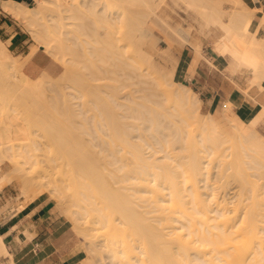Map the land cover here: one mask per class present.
I'll return each instance as SVG.
<instances>
[{
  "label": "bare ground",
  "instance_id": "bare-ground-1",
  "mask_svg": "<svg viewBox=\"0 0 264 264\" xmlns=\"http://www.w3.org/2000/svg\"><path fill=\"white\" fill-rule=\"evenodd\" d=\"M28 1L29 0H23V1L6 0V1H1L0 6H1L2 10L5 13H7L12 19L18 21L19 23L23 24V26H25V29L27 30V32L37 42V46L41 47L43 49V51L46 52L48 55L54 57L55 59H57L63 63L65 72H63L64 74L61 73L63 75H61L58 78L59 80L58 79L56 80V83L58 82L57 84L55 82H53L54 80L52 78L50 79V77L45 73H42L36 79L32 80L22 73V71H21V67H22L21 62L22 61H20L19 58H13L10 55L7 48L5 47V45L3 44V42L0 40V86L2 87L0 89L4 88L5 83L7 85V88L12 87V86L15 87V89H16L15 92L17 93L18 96L19 95H23V96L25 95L27 97V99H29L32 104L36 105V106H33L34 108H32L31 110H37L39 112L41 111L40 113H42L44 111L53 110L55 112L56 116H59L62 118L64 117L65 119H67L66 117L69 118V116L71 114V116L73 118L74 116L81 115V113H80L81 111L77 112L79 108L74 109L75 107L74 108L72 107L74 109L73 112L71 113L69 111L68 112L64 111L66 113H70L68 115H64V113L60 112V110L63 107L58 109V108H56V106H54V104L51 103L52 100H50L51 102H49V100L47 99L48 96L51 98L52 94L47 95V98H46V94L48 93V90H50L49 93H52L51 90H54L56 88H59L60 90L63 89V87H64L63 85H66L63 81H65L66 78L68 79V77H67L68 75L67 76L65 75L66 71H67V73H68V71L69 72L71 70L74 71L75 69H77L75 71H78V72L82 71L84 74H87V78L89 79L88 81L92 82V83L90 82L91 83L90 85L91 86L93 85V87H92L93 91H97L96 96L94 94V96H95L94 99L98 96L99 98L98 99L96 98V102L101 101L99 104H101L100 106H101L102 111H99L100 117L98 116L99 120L97 119L98 124H96V125H98V127L101 126L100 129L103 127L106 128L108 131L109 137H110V140L106 139L107 134L105 135L106 136L105 139H103L102 137L101 138L99 137L102 145H104V143L107 144L105 147H102L100 144V149L99 150L97 149L98 152H101L102 154L105 152V154L102 156H99L100 155L99 154V155H96L94 157L93 153H95V151H93L92 149H91V151H88V150H90V148H88L86 150V152L87 151L89 152L88 153L89 156H87L86 152H85L86 155L84 153H81L84 156H79L81 154H79L77 156L68 154V156H64V158L60 157L62 159V160L61 159L60 160L63 163L61 161H58L55 159L57 162H60V164L61 163H62V165L64 164V168L66 166L65 164H67V166H69L68 168L71 169V171H69V174L71 173L74 176V175H76L75 171L77 170L76 172H77V174H79V177H82L86 182V183H84V182L83 183L86 184L87 187H86V185H84V184L83 185L85 187L84 189L87 188V190L82 192L79 189H76V190L80 191L77 193V191H75V186H74V184H76V182L74 180L77 179L76 178L77 176L76 177L74 176L76 178L74 180H73V178H74L73 176L71 177V175H69L70 178L68 176V178L70 180L72 178V181H70L71 183H73V181H74V184H73L74 188H73L72 192H76V194H77V195H75L76 199L74 198L75 196L73 197V194H71L72 196L69 195L71 198L73 197L75 199V201H77V202L74 201V203H72V205L70 204L74 208V210H71L72 214H73V212H74V214H76L79 210V212H81L80 215L84 214V216L87 217L85 219V221L87 220L88 224L86 223L85 229L87 228L88 225L92 229H90L88 227V229H86V231L87 230H96V231L103 230V243L102 244L101 243L93 244L94 241L92 240L93 241L92 242L90 238L93 236L92 234H94V233H92L93 231H89L92 233L91 234L92 236L91 237L87 236V240H88L87 244L90 245V246H88V248L89 249L91 248L90 250L89 249L88 250L90 252L92 250V252H93L95 249L94 252H96V248H98V246L96 247V245L97 244L103 245V246H101V249L105 248L104 252L106 254L108 253L107 255H109V256L106 255V258H105V259L108 258V261H106L108 264H165V263H162L163 260H165L163 262H166V264H193L192 261L189 262L190 258H188L189 257L188 251H190V249H191L190 252H192V250L195 249V246L197 245V244L196 245L194 244V243H196L195 241H197V239H194V237L199 238V241H200L201 240L200 237H201V234L203 232H205V233H203L205 235L208 234L207 232L209 230H206L207 232L203 231V226H205L204 224H206L207 221L212 220V218L209 217V214H211L212 212H213V214L214 213L216 214V211L217 212L219 211L216 209L217 207L214 210L211 208L212 206L210 207V204H207V202L210 203V201L213 199V198H211L212 195L210 197V194L205 189L203 195L206 194L205 192H207V194L205 196L206 198L204 199L203 197H200V196H202V194L199 193V191L197 190L198 186L196 187V185H197L196 181L201 177L199 175H203L202 174L203 172L202 173L200 172L202 170L203 161H202V163L199 162V159L201 161L203 159V156H202V158L199 157L200 152H197V151H200L201 149H199V150L195 149V146H193V144L190 141V143L188 142L189 144L186 143L184 146L185 150H187V154L184 157L181 155L178 156V154H180V153L176 154V152H177L176 150H175L176 152L174 154L173 153L174 149H177V147L173 148V146H175V143H178V144L179 143L181 144L183 142L185 143V141L183 139H185L187 142L186 136H185V138H183V136L186 133L182 132L183 130H181L180 127L177 128L178 126L177 127L175 126L174 131H172V127H170L171 131H170V129L166 131L167 121H165V120L168 118L167 117L168 115H162V116H166L167 118L164 117L165 120H163L164 118L161 119V117H160L161 114L155 113L156 110L154 111V108H151L150 105H149L150 108L147 107L148 105L143 104L144 101L139 102V100H141V99H145L147 101L151 100V99H149L150 96L151 97L153 96V98L155 100L156 98H160V96L162 95L161 96L162 101L159 102L160 105L164 101L163 99H168V101L170 100L171 104L174 102V106H175V107H173V109L175 110L174 112H179L178 113L179 115L181 114L180 117L182 119L179 118V120L180 121L182 120L183 123L185 122L184 124H186V122H188V123L194 122L192 124H195V126L198 127V129L201 127L199 133H201L202 135L205 133V136L203 135V137H206L207 140H209L210 142L211 141L213 142V143H211V145L213 144L212 147H214V148L217 147V148H215L216 151L217 150H220V151L223 150L222 148H223V144L226 142V139H225L226 136H223L217 122L215 121V119L211 115L206 114L207 115V116L205 115L206 117H204V116H203L204 118L202 117V114L200 112L201 101L197 97V94H195L186 85L181 84V83H176L173 80L174 70H175L177 63L173 62L170 65V67L169 66L167 67V65L165 67H164V65L161 66V64L159 65L157 63L158 60L156 61V59H155L158 56L156 57L155 56L156 54H155L152 57V55L148 52L147 48L144 47V44H145L144 42L146 41V39H145L146 35L144 36V34H147L146 31L144 34L142 33L140 35V36L143 35V37H140V36H138V38L136 36L132 37V38H134V40H132L131 42L129 41V42L134 44V46H135L134 52L136 53L137 56L145 59L150 70H152L153 73L148 71L149 68L148 69L145 68L143 70L140 66L136 65V63L134 61H132L134 59V57L130 58L131 56L128 57V55L127 56H124L125 54L123 55V52L125 51L124 49L126 46L122 44L123 42L120 43V41H121V40H119L120 38L118 40H116V43L109 45V47L111 46L113 48L112 51H110V49H108V48L105 49L104 47H103L104 49L102 48L103 50L102 49L100 50V48H101V45H100V47H98L99 49H97V47H96V48H93L91 50L89 49V50L79 52L78 50H76L72 46L71 41H70L72 39L69 38L70 43H67L68 38L65 37V35H67V34L69 35V36L67 35L68 37H72V34L74 35V33H72V34L69 33L70 29L72 30L70 32H76V31H73V29L74 30L76 29V30H79L82 32L83 26H86L82 22L84 18H86V20L88 22H89V20L87 18H89L90 20H93L91 22L92 24H93V22L97 23L100 21L105 22V24H106V22H109V20H110V21L117 22V23L123 22L121 24V25H123L129 21V23L132 24V26L129 25V27L132 28V30H133V31H131V30L130 31L134 34V32L137 31V28L140 29V28H143L145 26L146 21L149 18V15H148L149 11H147L148 13L144 12L143 11L144 8L147 7L148 9H150L152 11L151 5L152 4L154 5V3H158L159 1L163 2V0H80L79 4H78V2H76L74 4V7L78 6L77 8H71V6L73 4L71 5L70 3H66L67 2L66 0H32L35 3V5L32 7L27 5ZM170 1L173 5L178 6V7H180V5L182 4L185 8L187 18H189L195 24V31L197 33L196 36H197L198 41L195 44V47L194 46L193 47L195 48V54L197 56V60H198V57L200 56L199 48H200L202 39H205L211 43L217 42L220 45H224L228 42L229 45H231L233 50L229 51L226 49L224 54L222 53L223 57H224L223 64L226 66L227 70H230L229 72L233 73L235 71V69H238L242 66H245L251 74V78H250L251 82L249 81L250 83H252L251 85H256L257 87L261 88L260 82L262 79H264V37H257L255 33H256L257 28L260 27L259 25L264 24V11H262L260 9L261 7L258 8L256 6H254L255 5L254 3H256L254 1H257V0H254V1L245 0L246 4H244V0H227V2H230L231 4L233 3V5H234L233 8H231L232 11H230V12H226L224 10V8L223 9L221 8L223 0H170ZM72 3H74V2H72ZM67 4H69L70 7ZM76 4H78V5H76ZM153 5H152V7H153ZM139 6H140V8H141V6H143L144 7L143 10H137V7H139ZM156 7H157V5H156ZM152 14H153V12H152ZM257 14H260V17L256 21L257 23L255 25V29L251 33L249 39L245 42L244 36L247 33L248 28H250L249 26L251 25L252 21L255 19V16ZM97 25H98V23L96 24V26ZM140 30L143 31V29H140ZM95 33L96 32L94 31V34ZM70 34H71V36H70ZM105 35H107V33ZM105 35H102V36H105ZM96 36H97V38L99 37L98 34ZM74 38H76L75 35H74ZM101 39L102 38H100V41H101ZM142 39H145V40H142ZM104 41L102 43L105 45L106 42H104ZM152 41H149V42H152ZM185 41H186V39H185ZM93 42H95V41H93ZM96 42H97V40H96ZM98 43H96V44L99 45ZM118 43H120V44H118ZM90 44H91V42H90ZM121 44H122V46H121ZM133 44H131V45H133ZM88 46H90V45L88 44ZM88 46H85L84 48H86ZM88 48H90V47H88ZM35 50H36V47L32 48L30 55ZM111 53L114 55L113 57H112ZM161 53H163L164 55H161L158 58L162 59L163 62L165 60L166 62H164V63H168L167 60H169V63H171L170 60L172 61V58L169 55H167L168 51L165 52V50H163L159 54H161ZM125 57L126 58L128 57L132 60H130V62H129L128 61L129 59H125ZM28 58H29V55H28ZM117 58H120V61H117V60H119ZM24 59H27V57ZM114 59H117V60L111 61ZM121 61L124 64L123 67L120 65L122 63H120L118 65V62H121ZM114 62H117V63L114 64ZM105 64H107L109 66V68L105 67V69H104L103 65H105ZM194 64L196 65V62H194V63L191 62V65L190 64H189L190 66L188 65L189 71H193V67H195ZM101 65L103 68L101 67ZM120 69H121V71H120ZM145 70L147 71V73ZM151 73H152V75L156 74L157 77L151 76ZM146 74H149L151 76V77H149L151 81L154 79V81H152V82H155V84L157 86L156 87L157 89L155 91L158 90L157 92H154V90H153V91L149 92V94H148L147 92L151 89L149 87V90L146 92L147 95H144L143 93L146 91V87H145V89L138 90L140 87L139 84L140 85L143 84L144 86H145V84H147V81L149 79L146 81V79H147ZM162 76L166 78L167 85H168L167 88H166V86H164L162 84V81H161ZM70 77H71V74H70ZM145 77H146V79H144ZM72 78H74V77H72ZM135 79H137L136 83H134ZM130 80H132L133 82H131ZM127 81H130V82L127 83ZM81 84H79V85H81ZM84 84L85 83H83V87H84ZM134 84H135V86H136V84H138L137 86H139V87L137 89V87L133 86L134 88H133V90H131L132 91L131 92L130 90H128L127 87L134 85ZM151 84H153V83H151ZM155 84H153V85L155 86ZM53 85H55L54 89H51L50 86L52 87ZM56 85H58V86H56ZM59 85L62 88L59 87ZM67 86H65L63 90H65L66 87H67L66 88L67 90H68V88L70 90V86L69 85H67ZM89 86H88V88H89ZM46 88H47V90H45ZM94 88H96V89H94ZM140 88H143V87H140ZM124 89H126L127 92ZM129 89H132V86H131V88L129 87ZM147 89H148V87H147ZM83 90H85V89H83ZM4 91H5V89H4ZM54 91H53V93H54ZM138 91H141V93L143 91V93H142L143 95H139L140 93ZM62 92H64V91H62ZM67 92L68 91H66L65 96L67 95ZM75 92L76 91H73V93H75ZM135 92L136 93L138 92L139 94L138 93L133 94ZM5 93H4V96L6 98H4L3 96L0 97V98H3L2 99L3 102L5 101V103H4L5 105L1 103L2 106H8L10 103L13 104L16 102L17 98L16 99L12 98L13 97V96L11 97L12 94H9L6 91H5ZM57 94H60L58 96L60 98V100L59 99L58 100L63 101L64 98L61 96L64 93H57ZM19 97H18V99H19ZM56 97L57 96H55V99L54 98H51V99L56 101ZM74 97L77 98L76 96H74ZM101 97H102V99H101ZM65 98H67L68 100L71 99V98L70 99L68 98V95ZM21 99H20V101L23 103L24 100H21ZM45 99H47L48 102L50 103L49 106L48 105L46 106L45 102L47 100H45ZM77 99H79V98H77ZM91 100H89V101H91ZM154 100L151 101L153 103V105L156 104L159 106L157 99L155 101ZM30 102H29V104H30ZM69 102H71V101H69ZM69 102L66 100L67 105ZM49 103H47V104H49ZM59 103H60V107H61V102H59ZM89 103H91V102H89ZM148 103H149V101H148ZM23 104H25V103H23ZM29 104L27 103V105H29ZM74 104H77V103L75 102ZM64 105H65V103H64ZM2 106H0V110L2 109L1 108ZM17 106L19 107L18 104H17ZM66 106H64V107H66ZM70 106H72V104H70ZM161 106H163V105H161ZM172 106H173V104H172ZM9 107H10V105H9ZM12 107L15 108V104ZM25 107H26V105H25ZM67 108H65V109L68 110ZM72 108H70V109H72ZM5 109L7 110L8 108H5ZM15 109H17V108H15ZM223 109H224L225 115L233 123L232 127L234 129V132L232 134H229L228 136L230 137V135H232L233 138H235V140H237V142L240 143V147L243 150L245 157H247L249 159L248 164L246 163L247 161H245L244 164L251 165V163H252V165H254V166H252V167H254V169L256 166L258 168L260 167L259 169L264 168V166H261L262 164H264V136L257 134L256 131L254 130V128L257 126V124L262 119H264V104H262L261 109L256 114H253L252 116L248 117L245 121L239 119L238 117L230 116L231 114H229L228 111L231 110V104L225 103ZM81 110H82V108H81ZM34 112L35 111H32L33 114H34ZM51 113L54 114L52 111H51ZM35 114H36V112H35ZM44 115L45 114L43 113V116ZM49 115H51V114L49 113ZM179 115H178V117H179ZM71 116H70V118H71ZM91 116L96 117L94 115V113ZM7 118H8V116L6 115L5 119H7ZM35 118H36V116H35ZM37 118H38V120H36V121L39 122V119L41 117H38V115H37ZM44 118L47 120V117L44 116ZM45 119L44 120L41 119L40 123L47 125V124H45L47 122ZM54 119H55V117H54ZM48 120H49V117H48ZM71 120L73 123V119H71ZM80 120L82 121L81 118H80ZM86 120H88V119L86 118ZM162 120L164 121L165 124H163ZM169 120H171V119L169 118ZM189 120H191V121H189ZM42 121H46V122H42ZM50 123H49V125H50ZM77 123H79V122H77ZM39 124L37 123V126ZM42 124H40V125H42ZM85 124H87V123H85ZM190 124H188V127L191 126ZM8 125L6 124L7 127H8ZM44 125H42V127H44ZM66 125L68 126V124H66ZM69 125H71V124H69ZM81 125L83 127L86 126V125L84 126L83 124H80V126ZM93 125H95V124H93ZM96 125H95V127H97ZM195 126H194V128H195ZM53 127L54 126L52 125V128ZM59 127H61V126H59ZM73 127H74V125H73ZM73 127H71V128H73ZM39 128H40V126H39ZM77 128H79V127H77ZM92 128H94V126ZM80 129H81V127H80ZM80 129H78V130H80ZM88 129L90 130V128H88ZM88 129L85 131H88ZM57 130H58V128H57ZM78 130H76V131H78ZM52 131H54V130H52ZM206 131L209 135H207ZM33 132H35V131H33ZM89 132H90L89 134H91V131H89ZM181 132L184 133V135L181 134ZM25 133L26 132H24L23 134H25ZM83 133H84V130H83ZM85 133L84 134L87 135V132H85ZM95 133L96 132H94L93 134H95ZM10 134H12V133H10ZM89 134H88V138L90 137ZM66 135H68V134H66ZM202 135H200V136H202ZM9 136H11V135H9ZM28 136L30 137V135H28ZM63 136L61 138H63ZM161 136H162V138H166V140L164 139L165 141H162ZM208 136H209V139L207 138ZM29 137H27V138L24 137V139L26 138V140H28ZM32 137H31V139H32ZM54 137H53V139H54ZM68 137H69V135H68ZM7 138H9V137H7ZM206 139L204 138L202 140L205 142ZM100 140H99V142H100ZM104 140H106V141H104ZM23 141H25V140H23ZM56 141H57V139H56ZM76 141H78V140H76ZM68 142H70V140ZM3 143L4 142L0 143V151H1L0 153L2 154V155H0V167H1L2 163H4L5 161H9L14 166V168H12L13 170L11 171L12 173H14L13 175L16 176V172L19 174V176H21L22 173L25 174L24 171L27 172L31 168L32 164H34L38 161V158H35L36 157L35 154L34 155L31 154V151L29 154L28 150L25 151V148H24V150L22 149L24 145L23 146L20 145L21 147L20 146L14 147L16 145V144L15 145L13 144L14 142L13 143L10 142V145H6L8 143L7 142V143H4L5 146H3L4 145ZM97 143H98V140H97ZM97 143H96V145H97ZM196 143L201 144V140L200 141L196 140ZM56 144L58 145V143H56ZM82 144H83V142H82ZM190 144L192 146H190ZM62 145H63V142H62ZM62 145H60L61 148H62ZM166 145L168 147L167 150L165 149ZM186 145H187V147H186ZM214 145H216V146H214ZM79 146L81 148L83 147L82 145H79ZM170 146H172V147H170ZM69 147L63 151L71 152L73 154L74 152H82V151L84 152V150H85V149H83V150L82 149H76L75 147L73 148V146H72V148H69ZM97 147L99 148V145H97L96 148ZM190 147H191V149H189ZM192 147L194 148L193 150H192ZM196 147H197V144H196ZM21 149L23 151H21ZM37 149H35V151ZM39 149L41 150V148H39ZM149 149L151 151L150 154L148 152ZM183 149H181V150H183ZM215 149H213L214 151L212 150L213 153L216 152ZM13 150H17L18 153H17V151H16V153L18 155L17 154L15 155V151L13 152ZM19 151L22 153H24V152H26V153H24V154L20 153L19 154ZM166 151H168V152H166ZM91 152H93V153L90 154ZM161 152H163L162 155L160 154L161 156H156V154L161 153ZM145 153H147V154H145ZM126 154H128V155H126ZM196 154H198V155H196ZM97 156H99V157H97ZM71 157H73L75 160H72L73 158H71ZM52 158H54V157H52ZM150 158H152V159H150ZM64 159L66 160V162ZM182 159H183V161H182ZM71 160L73 162H71ZM164 160L165 161L169 160V162H165ZM221 164H223V163H221ZM223 165H225V162ZM228 165H230V164H228ZM217 166H219V164ZM71 167H73L74 169L76 168V169L74 170ZM220 167H221V165H220ZM224 168H226V167H224ZM258 168H256L255 170H257ZM227 169H229V168H227ZM59 170H63V169L61 168ZM222 171H224L223 168H222ZM72 172H74V173H72ZM222 174H223V172H221V175ZM13 175L11 176L10 174H6V173L1 174L0 175V182L2 180H6L5 182L10 183V181H12V179L14 180L16 178ZM138 175L139 176L142 175V176L139 178V177H137ZM198 176H199V178H198ZM7 179H8V181H7ZM198 181H197V183H198ZM70 182L68 181V183H70ZM200 182H203V184H204L203 179H201ZM67 185H69V184H67ZM56 187H53L52 189L54 190V188H56ZM208 187H209L208 184L207 185L204 184L203 189L204 188L208 189ZM24 188L25 187H23L22 189L20 188V190H22V191L18 194V198L24 197V194L26 192V189L23 190ZM41 189L42 188H40V190ZM57 189L58 188H56L55 191H57ZM237 189L238 188H236V190ZM164 190H166L165 193L163 192ZM254 190H252V193H254ZM59 191L60 190H58V193H59ZM186 192H189L188 195L190 194V196L192 197V199L191 198L190 199L192 200V204L195 206V210H193V208H194L193 205H192L193 207H191V209H192V211H196V213L198 214V215L196 214L197 217L199 216L198 218L197 217L195 218V216H193V218L189 217L188 216L189 213L188 214L186 213L187 215H185V213L181 209V206H185V205H186L185 208H187V209L189 208V207H187V204H188L187 201L189 199L186 198V196L184 195ZM55 193H57V192H55ZM142 193H144L143 194L144 196L146 195L145 196L146 201H143L145 199H144V197L141 196ZM184 196L186 199H188L186 201L187 202L186 204L183 201V200H185ZM241 196H243V195H241ZM238 197H239V195H238ZM255 197L256 196H254L253 198H255ZM136 198H140L138 200V202L139 201L146 202L143 204L146 205L149 203V206L152 204H153V206H151V209H150L149 206L147 207V205H146L148 210L146 209V207H144L145 209L140 210L141 209L140 208L141 203L140 204L136 203L137 202ZM141 198H143V199H141ZM252 201H254V199ZM190 202L191 201H189V203ZM23 203H21V204H23ZM183 204H185V205H183ZM206 204H207V206H206ZM211 204H212V202H211ZM255 204H257V203L255 202ZM138 206L140 209L138 208ZM143 206L144 205H142V207ZM208 207H210L211 209L210 208L208 209ZM220 207H222V205H220ZM256 207H257V205H256ZM20 208H21V206H19L17 209H20ZM152 208H154L155 210L156 209L162 210V211L161 210L159 211L160 212L159 215H158V213H157V215L155 214V219H157L156 218L157 216L159 218V219H157L159 224H157V223H155V224H156V226L159 225V227L154 226V223L150 224V222H148V218H147L149 216L148 214L151 215V212L155 211ZM185 208H184V211L186 210ZM188 211L191 214V211L190 210H188ZM71 212H70V214H71ZM79 212L77 214H79ZM221 212L222 211L219 212L220 214L219 213H217V214L220 215L219 217H221V220H222V219H224V216H225L224 213L225 212H222V213ZM67 213H68V211H67ZM262 213H264V212H262ZM252 214L254 215L253 212H252ZM80 215H78V216H80ZM218 215L215 217H218ZM75 216H73V219H75ZM254 216H253V220H252V218H250L251 220H249V222L248 221L246 222V223H251L248 225V226H250L249 229H251V231H249V233H251L252 231L254 232L255 227L257 226V225H255L257 222L254 221V219H255ZM80 217H83V215ZM150 217H152V216H150ZM153 217H154V215H153ZM186 217L189 219L187 220ZM199 218H201V220H198ZM256 218H257V216H256ZM151 219L153 220L154 218H151ZM75 220H74V222H75ZM79 220H81V219H79ZM183 220H185V221H183ZM192 220H195L194 223H198L197 221H200L198 223V226H197V224L195 225L197 227H200L203 225L201 227V229H202L201 232H200V228H199V231L196 232L197 235L194 234V232L198 229L194 230V228H196V227L193 225V223L187 224L189 221L192 222ZM225 220H227V221H225ZM225 220L224 221H220V220L216 221L215 227H213L216 229V232H214V234H213L212 231L211 232L209 231L210 233L208 235L209 236H211V235L215 236L216 235L220 241L222 239L223 240L224 239L226 240V238L228 239L229 237H227V236L230 235V233L234 232V231H232V229H231L233 226L231 228L228 227V225L230 223V222H228V219H225ZM82 221H84V220H82ZM261 221H264V219H262ZM186 225H188V226H186ZM207 225L209 226V224H207ZM231 225H233V224H231ZM97 226H99V227H97ZM78 227H79V225H78ZM182 228H184V230L188 229L186 234H184L185 231H183ZM228 228H230V229L228 230ZM244 228H245V226H244ZM227 230H228V232H227ZM230 230H231V232H229ZM242 231H244V230L242 229ZM104 232H105V235H104ZM245 232H247V231H245ZM199 233H201L200 236H198ZM191 234H194L193 237L189 236ZM203 234H202L203 237H202V241H201L202 243L201 244L204 243L203 238H204V240L206 238V236ZM232 234L233 233H231V235ZM187 236L191 237V239ZM233 236H236V234L235 235L233 234ZM240 236H241V234L239 236H237L236 238L231 237L227 240L228 241L226 243L227 245L225 244L226 248H224L225 245H223L224 247L222 249V250L226 249L227 251H225V250L222 251L220 248L219 249L220 252H217L218 254L221 253V251H222V253H225L224 254V255H226L225 257H224V255H223V258L220 257V259L224 260V261H222L223 263H225V261H226V263H229V264H241L242 263L241 258L243 260L245 259L242 257L241 254L242 253L244 254V252L245 253H247V252L244 251V249H241V251H244V252L240 253L239 252L240 249H238L239 245L235 244L236 242H239L242 239V237H240ZM242 236L244 237V233ZM239 237H240V239H238L239 240L238 241L237 238H239ZM164 238H166L165 239L166 241L164 240ZM183 238H184V240H183ZM185 238L188 239V242H191L193 239L195 240V241H192L193 245L190 244V246L192 245V247L189 250H188V248H186ZM100 240H102V239L100 238ZM171 240H173V241L175 240L177 244L179 243L178 246L181 247L182 253L185 254V257H184V255L182 256L181 253H177V255L175 256L176 253H173V251H171L172 254L170 253V251L168 252L169 248H171L170 250L173 249L172 246L174 244L177 245L176 243H173V242L171 243L170 242ZM207 241H208V238H207ZM162 242H164V243L170 242V244L168 243V245H166V244L164 245V244H162ZM205 242H206V240H205ZM231 242H233L234 244ZM243 242H244V238H243ZM243 242H242V244H243ZM171 244H172V246H171ZM207 244H210V243H206V245ZM223 244H224V242H223ZM93 245H95V247ZM175 245L173 247H175ZM188 245H189V243H188ZM203 245H204V247L206 246L205 244H203ZM243 245H241V246H243ZM245 245H247V243ZM165 246H167V248ZM190 246H188V247H190ZM102 247H104V248H102ZM182 247H184V248H182ZM198 247L202 248V246H198ZM198 247L196 248L197 250H195L196 252L200 250V248H198ZM161 248H162V250L165 249L164 251H166V249H167L166 256L168 254H171V258L169 257V260L170 259L171 260L169 262H167L168 260H166L168 258V256L166 258L164 251H163L164 253L162 255ZM214 248H216V247H214ZM98 249H100V248H98ZM157 249L158 250L160 249L161 251H158ZM228 250H230V252H228ZM256 250H257V247H256ZM216 251H218V249ZM212 252L214 253L215 250ZM257 252H256V254H257ZM199 253H201V252H199ZM90 254H92V253H90ZM201 254H203V253H201ZM247 254H249V253H247ZM252 254H253V252H252ZM0 255H7L9 258V262H10L9 264H13L12 256L6 250L4 239L2 236H0ZM211 255L213 256V254H211ZM163 256H164V258H163ZM192 256H193V254H192ZM203 256L204 255H202V257ZM210 257L211 256H209V258ZM226 257H228V260L224 259ZM95 259L96 258L94 256V260H93V257L90 258V260L89 259L88 260L91 261L90 263L92 264V263H94ZM103 259L104 258H101V259L99 258L98 261L100 262V260H101V262H102V263L100 262L101 264H107V263H105V259L104 260ZM196 259H194V260H196ZM207 260H209V259H207ZM98 261L96 259V262H98ZM216 261L217 260H215V262ZM201 262L202 261H199V264H201ZM204 262H207V261H204ZM204 262H203V264H204ZM262 262H264V261H262ZM84 263H86V262H84ZM94 264H97V263H94ZM205 264H207V263H205Z\"/></svg>",
  "mask_w": 264,
  "mask_h": 264
},
{
  "label": "rangeland",
  "instance_id": "rangeland-1",
  "mask_svg": "<svg viewBox=\"0 0 264 264\" xmlns=\"http://www.w3.org/2000/svg\"><path fill=\"white\" fill-rule=\"evenodd\" d=\"M67 2L66 3H70L72 6H71V8H77V7H74V4L76 3V2H78V4H79V2H80V0H66ZM251 1H254V0H251ZM72 2H74V3H72ZM254 2H256V3H254L255 5L254 6H256V7H258V8H260L262 11H264V0H257V1H254ZM160 3V4H159ZM78 4H76V5H78ZM157 5V7H156V5ZM244 4H246L245 3V0H244ZM27 5H29V6H34L35 5V3L32 1V0H29L28 1V3H27ZM68 6H69V4H67ZM75 5V6H76ZM153 5V4H152ZM152 5H151V8H152V11L150 10V9H148L147 7H143V6H141V8H140V6L139 7H137V10H143V8H144V12H147V11H149V13H148V15H149V18L147 19V21H146V24H145V26L143 27V28H140V29H143V31L142 30H140V29H138L137 28V31H135L134 32V34L131 32V31H133L132 30V28H130L129 27V25L130 26H132V24L131 23H129V21L127 22V23H125V24H123V25H121L122 23H117V22H113V21H110L109 20V22H106V24H105V22H97L98 23V25L100 26H96V22H93V24L91 23L93 20H90L89 18H87L88 20H89V22L86 20V18H84L83 19V24L84 25H86V26H83V31L81 32V31H79V30H74L73 28V31H76V32H70V31H72L71 29H70V31H69V33H74V35H75V37L76 38H74V35L72 34V37H68L67 35H65V37H67L68 38V41H69V38H71L72 40H70L71 41V44H72V46L76 49V50H78L79 52L80 51H85V50H91V49H93V48H96L97 47V49H99L98 47H100V45H101V48H100V50L104 47L105 49L106 48H108V49H110V51H112V47L110 46L109 47V45H112V44H114V43H116V40H118L119 38V40H121L120 41V43H122L123 45H125L126 47H125V53L123 52V55L124 56H127L128 55V57H130V58H132V57H134V59L132 60V59H130V58H126L125 57V59H129L128 61L130 62V60H132V61H134L135 63H136V65H138V66H140L143 70L145 69V68H149V66H148V64H147V62L145 61V59H143V58H141V57H139V56H137L136 55V53L134 52V49H135V46H134V44L133 43H130L132 40H134V38H132V37H137L138 38V36H140L142 33L144 34L145 33V31H146V33L147 34H144V36L146 35H148L147 37L145 36V39H146V41L144 42L145 44H144V47L145 48H147V50H148V52L152 55V57L155 55L156 57L158 56H161V55H164L163 53H161V54H159L160 52H162L163 50H165V52L166 51H168V53H167V55H169L171 58H172V61L170 60V62L171 63H169V60H167V62L168 63H164V62H166L165 60H164V62H163V60L162 59H159L158 57L157 58H155L156 59V61H157V63L160 65L161 64V66H163L164 65V67L167 65V67L169 66L170 67V65L173 63V62H176V63H178V59H179V57L180 56H182V58H184L185 60H187V63H186V70H187V73H188V75H189V78H191V77H193L194 75L198 78V77H202V81L203 82H207V83H209V82H217V81H227L228 83H229V85H231V86H233V87H236L237 89H241L243 92H245V93H247V92H249V94H251L250 96H252V97H254L255 96V94H258L260 91H262V88H260V87H257V86H253V85H251L252 83H250L251 81H250V78H251V74H250V72L247 70V68L245 67V66H242V67H240V68H238V69H235V71L233 72V73H230L229 71L230 70H227V68H226V66L224 65V64H221V65H218V67H214V64L212 65V64H210V63H207L205 60H204V58L202 57V56H204V57H206V58H209L210 57V53H211V50H210V48L209 47H206L208 44H209V42L207 41V40H205V39H202V41H201V48H199V53H200V56L198 57V60H197V56H196V54H195V44L197 43V33H196V31H195V24L189 19V18H187V15H186V11H185V8H184V6L181 4L180 5V7H178V6H175V5H173L172 3H171V1L170 0H163V2L162 1H159L158 3H154V5H153V7H152ZM233 3L231 4L230 2H227V0H223V3H222V5H221V8L223 9L224 8V10L226 11V12H230V11H232L231 10V8H233ZM70 7V6H69ZM136 8V7H135ZM139 8V9H138ZM155 8V9H154ZM154 9V10H153ZM75 11V10H74ZM151 11V12H150ZM152 12H153V14H152ZM245 12V11H244ZM260 17V14H257L256 16H255V19L252 21V23H251V25L249 26L250 28H248V31H247V33L245 34V36H244V41L246 42L248 39H249V37H250V35H251V33H252V31L255 29V24H256V21H257V19ZM12 19V18H11ZM128 19V18H127ZM20 28H22V29H24L25 31H27L26 29H25V26H23V24H21V23H19L18 21H16V20H14V19H12ZM130 20V19H129ZM162 20V21H161ZM86 21V22H85ZM131 22V21H130ZM88 23V24H87ZM100 23V24H99ZM117 23V24H116ZM120 24V25H119ZM128 24V25H127ZM90 25V26H89ZM125 25V26H124ZM122 26V27H121ZM99 30H98V29ZM93 29V30H92ZM97 29V30H96ZM91 30V31H90ZM131 30V31H130ZM135 30V29H134ZM140 30V31H139ZM78 31V32H77ZM87 31V32H86ZM94 31L96 32L95 34H94ZM98 31V32H97ZM84 33V34H83ZM90 33V34H89ZM107 33V35H105ZM29 34V33H28ZM71 34H70V36H71ZM99 35V39L97 38V36L96 35ZM110 34V35H109ZM102 35H105V36H102ZM29 36H30V38H31V41H32V43H33V46H32V48H34V47H36V49H41L42 50V52L43 53H45L46 55H47V57H48V59H49V61H50V63H49V67H48V75H49V77H50V79L52 78L53 80V82H55L56 83V80L61 76V75H63L64 73L63 72H65V70H64V65H63V63L62 62H60L59 60H57V59H55L54 57H52V56H50V55H48L46 52H44L43 51V49L41 48V47H39V46H37V42L31 37V35L29 34ZM131 36V37H130ZM140 37H143V35L142 36H140ZM97 38V39H96ZM100 38H102L101 39V41H100ZM105 38V39H104ZM117 38V39H116ZM94 39V40H93ZM140 39V38H139ZM145 39H142V40H145ZM185 39H186V41H185ZM96 40H97V42H96ZM105 40V41H104ZM153 40V41H152ZM67 41V43H70V41L68 42ZM88 41V42H87ZM93 41H95V42H93ZM106 42V44L104 45L102 42ZM115 41V42H114ZM130 41V42H129ZM149 41H152V42H149ZM90 42H91V44H90ZM99 42V43H98ZM94 43V44H93ZM96 43H98L99 45H97ZM102 43V44H101ZM120 43H118V44H120ZM3 44L5 45V47H6V43H4L3 42ZM70 44V45H71ZM87 44V45H86ZM88 44L90 45V46H88ZM108 44V45H107ZM122 44H121V46H122ZM131 44H133V45H131ZM155 44V45H154ZM225 46L223 47V50H225V49H227V50H229V51H232L233 49H232V47H231V45H229V43L227 42L226 44H224ZM85 46H88V47H90V48H88V47H86V48H84ZM134 48H133V47ZM154 46V47H153ZM194 46V47H193ZM206 47V48H205ZM7 48V47H6ZM103 48V49H104ZM102 49V50H103ZM163 49V50H162ZM169 49V50H168ZM8 50V49H7ZM157 52V53H156ZM159 52V53H158ZM10 53V52H9ZM112 54V53H111ZM159 54V55H158ZM224 54V53H223ZM10 55H11V53H10ZM186 55H188V58L186 57ZM202 55V56H201ZM12 56V55H11ZM114 55L112 54V57H113ZM13 57V56H12ZM123 57V56H122ZM14 58V57H13ZM124 58V57H123ZM122 58V59H123ZM117 59H119V60H117ZM117 59H114V60H111V61H115V60H117V61H120V58H117ZM124 59V60H125ZM136 59V60H135ZM192 59V60H191ZM222 62H224V57L222 56ZM93 60V59H92ZM160 60V61H159ZM194 60V61H193ZM209 60L210 61H212L210 58H209ZM94 62V61H93ZM191 62L192 63H194V62H196V65L194 64V66L195 67H193V71H189V69H188V67L191 65ZM112 63V62H111ZM115 63H117V62H114V64ZM120 63H122V61L121 62H118V65L120 64ZM190 64V65H189ZM106 65V66H105ZM105 65H103V67H104V69H105V67L107 68H109V66L107 65V64H105ZM122 67L124 66V64L122 63V64H120ZM135 65V66H136ZM177 65V64H176ZM189 65V66H188ZM225 66V67H224ZM101 67H102V65H101ZM102 67V68H103ZM166 67V68H167ZM146 69V70H147ZM230 69V68H229ZM75 70H77V69H75ZM73 71V70H71L70 72L68 71V73H67V71H66V73H65V75L68 77V79L66 78V80L65 81H63L66 85H63L64 87L65 86H67V85H69L70 86V90L72 89L73 91H76L75 93H73V91L71 90H69V88H68V90L65 88V90H63L64 89V87H63V89L62 90H60L59 88H56V89H54V86L55 85H53L52 87L50 86V88L51 89H54V90H51V92L52 93H49V91L50 90H48V93L46 94V98H47V95H51V98H54L55 99V96H57L56 97V101L55 100H53V99H51L49 96H48V100H49V102H51L50 100H52V104H54V106H56V108H62L61 110H60V112H62V113H64V115H68V114H70V113H66V112H73V110L74 109H78V111L77 112H79V111H81L80 113H81V115L84 117H82L81 115H79V116H74L73 118H72V116H71V114H70V116H71V118H70V116H69V118L68 117H66L67 119H65L64 117L62 118V117H59V116H56V114H55V112L53 111V110H50V111H44V112H42V113H40L39 111H37V110H31L32 108H34L33 106H36V105H34V104H32L31 102H30V100L29 99H27V97L24 95H17V93L15 92L16 91V89H15V87H9V88H7V85H6V83H5V86H4V88L3 89H0V97H4V98H6L5 96H4V93H5V91L6 92H8L9 94H12L11 95V97L12 98H17V100H16V102L15 103H13V104H9L10 105V107L12 108H10L9 107V105L8 106H2L1 105V103L2 104H4L5 103V101L3 102V98H0V106H2L1 108V110H0V143H2V142H4V143H7L6 145H10V142L11 143H13L15 146L14 147H17V146H23V150H24V148H25V151L26 150H28V153L30 154V151H31V154H35L36 155V157L35 158H38V161L36 162V163H34V164H32V166H31V168L26 172V171H24L25 172V174H23L22 173V175L21 176H19V174L16 172V176L15 175H13L14 173H12L11 171L13 170L12 168H14V166H13V164H11L9 161H5L4 163H2V165H1V167H0V175L1 174H4V173H6V174H10L11 176L13 175V176H15L16 178L13 180L12 179V181H10V183H7V182H5L6 180H2L1 182H0V185H5V184H9V186L11 187V190H12V193H13V196H15L16 198H18L17 197V194H19L22 190H20V188L22 189L23 187H25L23 190H25L26 189V192H25V194H24V197H20V198H22V200L23 201H28V200H31V199H34V198H36L38 195H40V194H44V195H46V196H48L49 198H51L53 201H54V203H55V206H56V208L58 209V211L66 218V219H68V221L70 222V224H71V226H72V229H73V232H74V236H75V241H76V244H77V248H78V251H80V259L78 260V262H76V264H91L90 262L91 261H89L90 260V258H92L93 257V260H94V256H95V258L97 259V261H98V259L100 258H106V255L108 254H106L104 251V247H102V248H104V249H101V246H103V245H101L102 243H103V230H98V231H96V230H87L86 231V229H88V227H89V225L87 226V228L85 229V226H86V223H87V220L85 221V219L87 218L86 216H84V214H81L80 215V213L81 212H79V210H78V212H79V214H74V212H73V214H72V212H71V210H74V208L71 206L72 205V203H74V201H75V199H76V196L75 195H77L76 194V192H72L73 191V188H74V186H75V191H77V193L78 192H80V191H82V192H84L85 190H87V188L86 189H84L85 187H84V185H86V184H84V183H86L85 182V180L82 178V177H79V174H77V170L75 171V174L76 175H72L71 173L69 174V171H71V169H69L68 167L69 166H67V164H65L66 166H65V168H64V164L62 165V157L64 158V156H68V154H70V155H79V154H81V153H84L85 155H86V153H87V156H89L88 155V151H91V149L93 150V151H95V153H93V152H91L90 154H92L93 153V155H94V157L96 156V155H99V156H102V155H104L105 154V152L102 154L101 152H98V150L100 149V144H101V146L102 147H105L107 144L106 143H104V145H102V143H101V140H100V138L102 137L103 139H105V135L107 134V138L106 139H109L110 140V137H109V134H108V131H107V129L106 128H101L100 129V127H98V125H96V124H98V121H97V119L99 120V117H100V112L99 111H102L101 110V104H99L100 102L98 101V102H96V98L98 99L99 97L97 96L95 99H94V97L96 96V94H97V91H93V89H92V87H93V85L91 86L90 84L92 83L91 81H88L89 79L87 78V74H84L82 71H80V72H78V71ZM145 70V71H146ZM120 71H121V69H120ZM148 71H150V72H152V70H150V68L148 69ZM189 71V72H188ZM149 72V73H150ZM61 73H63V74H61ZM146 73H147V71H146ZM153 73V72H152ZM152 73H151V76H153V77H157V75L156 74H153L152 75ZM192 75H191V74ZM70 74H71V77H70ZM147 75V79H146V77L144 78V79H146V81H147V84H145V86L142 84V85H140L139 84V86L140 87H143V88H140L139 86H137L138 84H136V86H135V84L134 85H131L132 86V89H129V87L131 88V86H128L127 88H128V90H133V86H135V87H137V89H138V87H139V89L138 90H140V89H145V87H146V91L143 93V91H142V93L144 94V95H147L146 94V92L149 90V87L151 88L147 93L149 94V92H151V91H153L154 90V92H157V91H155L157 88V86H156V84H155V82H152V81H154V79L151 81L150 80V78L149 77H151L149 74H146ZM149 75V76H148ZM65 76V77H66ZM70 77V78H69ZM72 77H74V78H72ZM77 77V78H76ZM85 77V78H84ZM160 77V76H159ZM83 78V79H82ZM87 78V79H86ZM61 79V78H60ZM64 79V78H63ZM72 81H70V80ZM80 79V80H79ZM157 79V78H156ZM164 79V80H163ZM59 80V79H58ZM83 80V81H82ZM173 80L176 82V83H180L179 81H177L176 79H174V76H173ZM67 81V82H66ZM85 83L84 84V87H83V83ZM131 82H133L132 80H130ZM130 81H127V83H129ZM151 81V82H150ZM161 81H162V84L164 85V86H166V88H167V81H166V78L165 77H161ZM250 81V82H249ZM76 82V83H75ZM91 82V83H90ZM137 82V79H135V82L134 83H136ZM58 83V82H57ZM56 83V84H57ZM60 83V82H59ZM74 83V84H73ZM82 83V84H81ZM112 83V82H111ZM149 83V84H148ZM151 83H153V84H155V86L153 85V84H151ZM77 84V85H76ZM79 84H81V85H79ZM89 86V88H88V86ZM181 84H184V85H186L187 87H189L195 94H197V97H199V99L201 100V98L200 97H202L203 98V95H201V96H199V94H198V87H199V84L198 83H196V85H194V84H189V82L188 81H186V82H183V83H181ZM45 85V84H44ZM73 87H72V86ZM153 85V86H152ZM56 86H58V85H56ZM81 86V87H80ZM213 87H214V84L212 85ZM49 87V86H48ZM47 87V88H48ZM59 87H61L60 85H59ZM80 87V88H79ZM147 87H148V89H147ZM177 87V86H176ZM0 88H2L1 86H0ZM8 90H7V89ZM47 88L45 89V90H47ZM62 88V87H61ZM78 88V89H77ZM154 88V89H153ZM178 88V87H177ZM4 89H5V91H4ZM76 89V90H75ZM82 89V90H81ZM83 89H85V90H83ZM87 89V90H86ZM94 89H96V88H94ZM136 89V88H135ZM210 89V88H209ZM60 90V91H59ZM79 92H78V91ZM125 91H126V89H124ZM123 90V91H124ZM53 91H54V93H53ZM59 91V92H58ZM62 91H64V92H62ZM66 91H68L67 92V95H68V98L70 99V100H68L67 98H65L66 96H65V94H66ZM94 93H93V92ZM127 92V91H126ZM132 92V91H131ZM140 94H139V93ZM137 93L139 94V95H143L142 93H141V91H138ZM57 93H64V94H62V96L61 97H63L64 98V102L63 101H59L60 100V98L58 97L60 94H57ZM77 93V94H76ZM136 92L135 93H133V94H137ZM2 94V95H1ZM6 94V93H5ZM55 94V95H54ZM70 94V95H69ZM94 94H95V96H94ZM253 94V95H252ZM8 95V94H7ZM80 95V96H79ZM99 95V94H98ZM70 96V97H69ZM74 96H76L77 98H79V99H77V98H75ZM93 96V97H92ZM136 96V95H135ZM138 96V95H137ZM162 96V95H161ZM161 96H160V98H156L157 99V101H158V104H159V102H161L162 101V98H161ZM18 97H19V99H18ZM91 97V98H90ZM149 97V96H148ZM22 98V99H21ZM89 100H91V101H89ZM20 99L21 100H24L23 101V103H25V104H23L21 101H20ZM26 99V100H25ZM47 99H45V100H47ZM59 99V100H58ZM69 102V101H71V102H69L70 104H72V106H70V104L68 103V105L70 106H68L67 105V103H66V100ZM101 99H102V97H101ZM149 99H151V100H148L149 101V103H148V101L147 100H145V99H141V100H139V102H143V104H145V105H148L147 107H149V105L151 106V108H154V111L156 110V112L155 113H159V114H161V119H163L164 117L165 118H167L166 120H165V118L163 119V120H165V121H167V123H166V131L167 130H169L170 129V127H172V131H174V129H175V126L177 127V128H181V130H183L182 132H184V133H186L185 135H184V133H182L181 132V134H183L184 136H183V138H185V136H186V138H187V142H186V140L185 139H183L184 141H185V143L183 142V143H175V146H173V148L174 147H177V149H174V151H173V153L175 154V152H176V154H178V153H180V154H178V156L179 155H181V156H185L186 154H187V150H185V148H184V146H185V144L187 143V144H189L190 143V141H191V143L193 144V146H195V149H197V150H199V149H201L200 151H197V152H200V156L199 157H201L202 158V156H203V159L200 161V159H199V162H201L202 163V161H203V165H202V170L200 171L203 175H199V176H201L200 178H199V176H198V183H197V181H196V187L198 186V188H197V190L199 191V193H201L202 194V196H200V197H203L204 199L206 198L205 196H206V194H207V192L210 194V197H211V195H212V197L211 198H213L211 201H210V203L209 202H207V204H210V207L212 208V209H214L215 210V208L217 209V210H219L218 212L216 211V214L214 213L213 214V212L211 213V214H209V217H211L212 218V220L211 221H207L206 222V224H204L205 226H203V231H206V230H209L210 232L212 231L213 232V234H214V232H216V229L215 228H213V227H215V222L216 221H224L225 219H228V222H230L229 223V225H228V227H232L231 229H232V231H234V232H231V230L229 231V232H231V233H233L234 235L236 234V236H233V234L231 235V233H230V235H228L227 237H229V238H231V237H237V236H239L240 234H241V236L240 237H242V239L239 241L238 239H240V237L239 238H237V240L239 241V242H236L235 244H238L239 245V248L238 249H240V253L241 252H244V251H246L247 253H249V254H247V253H245L244 252V254L242 253L241 255H242V257L243 258H245L244 260L241 258V260H242V263L241 264H264V262H262V261H264V221H261L262 219H264V213H262V212H264V168H261V169H259L257 166L255 167V169L256 168H258L257 170H255L254 169V167H252V166H254V165H252V163H251V165H246V164H244L245 163V161H247L246 163L248 164V161H249V159L247 158V157H245V155H244V152H243V150L241 149V147H240V143L239 142H237V140H235V138H233V136L232 135H230V137L228 136L229 134H232L233 132H234V129H233V127H232V125H233V123L230 121V119L225 115V112H224V109L222 110V113L220 114V110H221V108H222V101H221V103H218V101H217V98H215L214 100H208L207 101V105H208V107L206 106V103H205V101H204V99L203 100H201V106H200V112H201V114H202V117L204 116V117H206L207 115H211L214 119H215V121L217 122V124H218V126H219V128H220V131L222 132V134H223V136H226V142L223 144V150H217L216 151V149L215 148H217V147H212V145H211V143H213L212 141L210 142L209 140H207L206 139V137H203V135L205 136V133L202 135L201 133H199L200 132V128L198 129V127H196L195 126V124H192V123H194V122H186V124H184L183 122H182V120L180 121L179 120V118H181L180 116H181V114L179 115L178 113L179 112H174L175 110L173 109V107H175L174 106V102L172 103L173 104V106H172V104H171V102H170V100L168 101V99H163L164 101L162 102V104L161 105H163V106H161L160 104H159V106L158 105H153V103L151 102V101H153L154 100V98H153V96L151 97H149ZM155 99V100H156ZM161 99V100H160ZM2 100V101H1ZM30 102V104L32 105H30L29 104V102ZM48 100L45 102L46 103V106L48 105H50V103L48 102ZM100 100V99H99ZM154 100V101H155ZM160 100V101H159ZM18 101V102H17ZM61 102V107H60V103L59 102ZM88 101V102H87ZM93 101V102H92ZM167 101V102H166ZM21 102V103H20ZM29 104V105H27V103ZM63 102V103H62ZM77 103V104H74V103ZM89 102H91V103H89ZM44 103V104H45ZM47 103H49V104H47ZM64 103H65V105H64ZM80 103V104H79ZM98 103V104H97ZM14 104H15V108H17V109H15L14 107H12V106H14ZM17 104L19 105V107L17 106ZM63 104V105H62ZM93 104V105H92ZM165 104V105H164ZM171 104V105H170ZM5 105V104H4ZM25 105H26V107H25ZM67 105V106H66ZM76 105V106H75ZM97 105V106H96ZM17 106V107H16ZM30 106V107H29ZM64 106H66V107H64ZM167 106V107H166ZM21 107V108H20ZM68 107V108H67ZM74 109H73V108ZM90 107V108H89ZM158 107V108H157ZM5 108H8L7 110L5 109ZM14 108V109H13ZM65 108H67L68 110H66ZM70 108H72V109H70ZM81 108H82V110H81ZM100 110H99V109ZM150 108V107H149ZM169 108V109H168ZM172 108V109H171ZM223 108H224V106H223ZM19 109V110H18ZM31 111H30V110ZM65 109V110H64ZM70 109V110H69ZM86 109V110H85ZM168 109V110H167ZM171 109V110H170ZM259 109H260V107H259ZM12 110V111H11ZM15 110V111H14ZM21 110V111H20ZM26 110V111H25ZM84 110V111H83ZM93 110V111H92ZM24 111V112H23ZM29 111V112H28ZM32 111H35L36 112V114H35V112H34V114L32 113ZM51 111L54 113V114H52L51 113ZM64 111H66V112H64ZM153 111V112H154ZM158 111V112H157ZM172 113H171V112ZM259 111V110H258ZM23 112V113H22ZM46 112V113H45ZM51 114V115H49V113ZM85 112V113H84ZM167 112V113H166ZM229 112V114H231L230 116H235V117H237L235 114H234V112L232 111V110H230V111H228ZM32 113V114H31ZM39 113V114H38ZM43 113L45 114L44 116L45 117H47V120L44 118V116H43ZM92 113V114H91ZM93 113H94V115L96 116V117H92L91 115H93ZM171 113V114H170ZM176 113V114H175ZM257 113V112H256ZM22 116H21V115ZM25 114V115H24ZM84 114V115H83ZM207 114V115H206ZM6 115L8 116V118L7 119H5V117H6ZM36 116V118H37V115H38V117H41L40 119H39V122L38 121H36V120H38V118L36 119L35 118V116ZM40 115V116H39ZM158 115V114H157ZM162 115H168L167 117L166 116H162ZM170 115V116H169ZM173 115V116H172ZM178 115H179V117H178ZM206 115V116H205ZM34 118H33V117ZM53 116V117H52ZM81 116V117H80ZM99 116V117H98ZM177 116V117H176ZM48 117H49V120H48ZM51 117V118H50ZM54 117H55V119H54ZM58 117V118H57ZM203 117V118H204ZM34 120H33V119ZM80 118L82 119V121L80 120ZM86 118L88 119V120H86ZM169 118L171 119V120H169ZM31 119V120H30ZM41 119H45L46 121H42V122H46L45 124H47V125H44V124H42V123H40V120ZM71 119H73V123H72V120ZM84 119V120H83ZM94 119V120H93ZM182 119V118H181ZM240 119V118H239ZM66 120V121H65ZM80 120V121H79ZM162 120V121H163ZM241 120H243V119H241ZM4 121V122H3ZM29 121V122H28ZM51 123H50V122ZM55 121V122H54ZM65 121V122H64ZM71 121V122H70ZM189 121H191V120H189ZM245 121V120H244ZM35 122V123H34ZM50 123V125H49V123ZM53 122V123H52ZM67 122V123H66ZM75 122V123H74ZM77 122H79V123H77ZM81 122V123H80ZM93 122V123H92ZM175 122V123H174ZM37 123L39 124H42V125H44V127H42V125H38L37 126ZM77 123V124H76ZM85 123H87V124H85ZM174 123V124H173ZM178 123V124H177ZM183 123V124H182ZM191 123V124H190ZM5 124V125H4ZM6 124L8 125V127L6 126ZM56 124V125H55ZM65 124V125H64ZM66 124H68V126L66 125ZM69 124H71V125H69ZM80 124H83L85 127H83L82 125L80 126ZM93 124H95L97 127H95V125H93ZM163 124H165L164 123V121H163ZM170 124V125H169ZM176 124V125H175ZM182 124V125H181ZM188 124H190L191 126H189L188 127ZM259 124V125H258ZM257 124V126L254 128V130L256 131V133L257 134H259V135H261V136H264V119H262L259 123ZM52 125L54 126L53 128H52ZM64 125V126H63ZM73 125H74V127H73ZM94 126V128H92L93 126ZM10 126V127H9ZM39 126H40V128H39ZM59 126H61V127H59ZM67 126V127H66ZM169 126V127H168ZM194 126H195V128H194ZM48 127V128H47ZM71 127H73V128H71ZM77 127H79V128H77ZM80 127H81V129H80ZM57 128H58V130H57ZM67 128V129H66ZM88 128H90V130L88 129ZM35 129V130H34ZM49 129V130H48ZM74 129V130H73ZM78 129H80V130H78ZM88 129V131H85V130H87ZM92 129V130H91ZM98 129V130H97ZM103 129V130H102ZM11 132H10V131ZM41 132H39V131ZM52 130H54V131H52ZM65 130V131H64ZM71 130V131H70ZM76 130H78V131H76ZM83 130H84V133L85 132H87V135H85L84 133H83ZM95 130V131H94ZM199 130V131H198ZM204 130V129H203ZM26 132L25 134H23L24 132ZM33 131H35V132H33ZM56 131V132H55ZM69 131V132H68ZM89 131H91V134H89L90 132ZM107 131V132H106ZM170 131H171V129H170ZM202 131V130H201ZM23 132V133H22ZM29 132V133H28ZM39 132V133H38ZM66 134H68L69 135V137H68V135H66ZM94 132H98L97 134L95 133V134H93ZM10 133H12V134H10ZM37 133V134H36ZM51 133V134H50ZM73 133V134H72ZM206 133H207V131H206ZM11 135V136H9V135ZM39 134V135H38ZM53 134V135H52ZM88 134H89V138H88ZM202 135V136H200V135ZM221 134V135H222ZM28 135H30V137L28 136ZM33 137H32V136ZM44 135V136H43ZM52 135V136H51ZM64 135V136H63ZM102 135V136H101ZM207 135H209L208 133H207ZM220 135V136H221ZM55 136V137H54ZM57 136V137H56ZM63 136V138H61ZM67 136V137H66ZM104 136V137H103ZM7 137H9V138H7ZM24 137H29L28 138V140H26V138L24 139ZM31 137H32V139H31ZM53 137H54V139H53ZM100 137V138H99ZM109 137V138H108ZM203 137V138H202ZM57 139V141H56V139ZM59 138V139H58ZM206 139L205 140V142L202 140V139ZM208 139H209V136L207 137ZM102 139V140H103ZM161 139H162V141H165L166 140V138H162V136H161ZM165 139V140H164ZM169 139V138H168ZM201 140V144L199 143H196V140H198V141H200ZM23 140H25V141H23ZM60 140V141H59ZM70 140V142H68V141ZM76 140H78V141H76ZM84 140V141H83ZM97 140H98V143H97ZM99 140H100V142H99ZM23 141V142H22ZM37 141V142H36ZM76 141V142H75ZM89 141V142H88ZM104 141H106V140H104ZM61 142V143H60ZM62 142H63V145H62ZM79 142V143H78ZM82 142H83V144H82ZM189 142V143H188ZM204 142V143H203ZM3 143V144H4ZM56 143H58V145L56 144ZM67 143V144H66ZM90 143V144H89ZM96 143H97V145H99V148L97 147L96 148ZM164 143V142H163ZM203 143V144H202ZM210 143V144H209ZM12 144V145H13ZM26 144V145H25ZM70 144V145H69ZM85 144V145H84ZM177 144V145H176ZM195 144V145H194ZM196 144H197V147H196ZM60 145H62V148L60 147ZM69 148H72V146H73V148L75 147L76 149H85L84 150V152L82 151V152H74L73 154L71 153V152H67V151H63V150H65V149H67L68 147ZM79 145H84L82 148L79 146ZM165 145V144H164ZM180 145V146H179ZM183 145V146H182ZM211 145V146H210ZM3 146H5V144L3 145ZM20 146V147H21ZM26 146V147H25ZM89 146V147H88ZM172 146H170V147H172ZM182 146V147H181ZM190 146H192L191 144H190ZM203 146V147H202ZM214 146H216V145H214ZM101 147V148H102ZM180 147V148H179ZM186 147H187V145H186ZM189 147V146H188ZM220 147V146H219ZM218 147V148H219ZM222 147V146H221ZM28 148V149H27ZM38 148V149H37ZM39 148H41V150L39 149ZM59 148V149H58ZM64 148V149H63ZM88 148H90V150H88L87 152H86V150L88 149ZM165 148V147H164ZM184 148V149H183ZM215 149V151L216 152H214L213 153V149ZM15 149V148H14ZM21 149V151H23ZM35 149H37L36 151H35ZM43 149V150H42ZM98 149V150H97ZM166 150L168 149V147H167V145H166V148H165ZM181 149H183V150H181ZM189 149H191V147L189 148ZM194 148L192 147V150H193ZM213 151H212V150ZM221 149V148H220ZM40 150V151H39ZM176 150V151H175ZM209 150V151H208ZM15 151V155L18 153V151L17 150H13V152ZM16 151H17V153H16ZM61 151V152H60ZM63 151V152H62ZM179 151V152H178ZM191 151V150H190ZM204 151V152H203ZM208 151V152H207ZM1 152V151H0ZM60 152V153H59ZM86 152V153H85ZM147 152V151H146ZM149 154L151 153V151H150V149H149ZM166 152H168V151H166ZM186 152V153H185ZM207 152V153H206ZM24 154V153H26V152H24V153H22V152H20L19 151V154ZM76 153V154H75ZM172 153V154H173ZM184 153V154H183ZM196 153V152H195ZM145 154H147V153H145ZM163 154V152H161V153H158V154H156V156H161V155ZM166 154V153H165ZM202 154V155H201ZM0 155H2L1 153H0ZM18 155V154H17ZM92 155V156H93ZM126 155H128V154H126ZM167 155V154H166ZM196 155H198V154H196ZM79 156H84V155H79ZM91 156V155H90ZM99 156H97V157H99ZM147 156V155H146ZM164 156V155H163ZM52 157H54V158H52ZM61 157V158H60ZM128 157V156H127ZM58 158V159H57ZM71 158H73V157H71ZM167 158V157H166ZM53 159V160H52ZM58 160V161H61L62 163L60 164V162H57L56 160ZM61 159V160H60ZM150 159H152V158H150ZM149 159V160H150ZM164 159V158H163ZM35 160V159H34ZM65 160V159H64ZM72 160H75L74 158L72 159ZM71 160V162H73ZM48 161V162H47ZM165 161V160H164ZM182 161H183V159H182ZM35 162V161H34ZM51 162V163H50ZM65 162H66V160H65ZM64 162V163H65ZM165 162H169V160H167V161H165ZM224 162H225V165H223L224 164ZM221 163H223V164H221ZM48 164V165H47ZM50 164V165H49ZM56 164V165H55ZM219 164V166H217ZM227 164V165H226ZM228 164H230V165H228ZM59 165V166H58ZM62 165V166H61ZM220 165H221V167H220ZM50 166V167H49ZM57 166V167H56ZM204 166V167H203ZM229 166V167H228ZM261 166H264V164H262ZM201 167V166H200ZM224 167H226V168H224ZM51 168V169H50ZM53 168V169H52ZM63 169V170H59V169ZM71 168H73V167H71ZM222 168H223V170L224 171H222ZM227 168H229V169H227ZM58 169V170H57ZM68 169V170H67ZM74 169V168H73ZM72 169V170H73ZM76 169V168H75ZM74 169V170H75ZM58 171V172H57ZM67 171V172H66ZM15 172V171H14ZM23 172V171H22ZM221 172H223V176L221 175ZM72 173H74V172H72ZM217 173V174H216ZM219 174V175H218ZM69 175H71V177L73 176L74 178H73V180L74 179H76V180H74L75 182H76V184H74V181H73V183H71L70 181H72V178H71V180L69 179L70 178V176ZM221 175V176H220ZM19 176V177H18ZM68 176H69V178H68ZM142 176V175H141ZM141 176H137V177H141ZM204 176V177H203ZM18 177V178H17ZM68 178V179H67ZM80 179V180H79ZM83 179V180H82ZM201 179H203L204 180V184H208L209 185V187H208V189L207 188H204L203 189V187H204V184H203V182H200V180ZM66 180V181H65ZM7 181H8V179H7ZM65 181V182H64ZM68 181L70 182V183H68ZM82 181V182H81ZM62 182V183H61ZM67 182V183H66ZM84 182V183H83ZM153 183V182H152ZM67 184H69V185H67ZM72 184V185H71ZM73 184H74V186H73ZM84 184V185H83ZM40 187H39V186ZM57 187H56V186ZM83 185V186H82ZM51 186V187H50ZM70 186V187H69ZM73 186V187H72ZM79 186V187H78ZM153 186V185H152ZM53 187H56V188H58L57 189V191H55V189L56 188H54V190L52 189ZM72 187V188H71ZM86 187H87V185H86ZM240 188L239 190L237 189L236 190V188ZM256 187V188H255ZM40 188H42L41 190H40ZM71 188V189H70ZM255 190H254V189ZM38 189V190H37ZM76 189H79V190H76ZM206 189V191L207 192H205L206 194L205 195H203L204 194V190ZM29 190V191H28ZM58 190H62L61 192L59 191V193H58ZM187 190V189H186ZM212 190V191H211ZM252 190H254V193H252ZM28 191V192H27ZM188 191V190H187ZM232 191V192H231ZM55 192H57V193H55ZM161 192V191H160ZM164 193L166 192V190H164L163 191ZM237 192V193H236ZM256 192V193H255ZM162 193V192H161ZM188 193L189 192H186L184 195L186 196V198H188V199H186L185 198V196H184V199L185 200H183L184 202H185V204L188 202V204H187V207H189L188 209L187 208H185L186 207V205L185 204H183V205H185V206H181V209L183 210V212L185 213V215H187L188 213H189V217H192L193 218V216H195V218L197 217V213H196V211H192V209H191V207H193L194 205L192 204V197L190 196V194L188 195ZM51 194V195H50ZM71 194H73V197L75 198H71L69 195H71ZM144 193H142L141 194V196L142 197H144V199L145 200H143V201H146V198H145V196L143 195ZM187 194V195H186ZM235 194V195H234ZM62 195V196H61ZM238 195H239V197H238ZM241 195H243V196H241ZM253 195V196H252ZM60 196V197H59ZM68 196V197H67ZM72 196V195H71ZM188 196V197H187ZM254 196H256L255 198H253ZM167 198V197H166ZM191 198V199H190ZM140 198H136V200H137V202L136 203H138V204H140L141 203V206H140V208H139V206H138V208L140 209V210H143V209H145L144 207H146V205H147V207L149 206V203L148 204H143V203H146V202H142V201H139L138 202V200H139ZM141 199H143V198H141ZM254 199V201H252ZM188 200V201H187ZM69 201V202H68ZM187 201V202H186ZM189 201H191L190 203H189ZM224 201V202H223ZM71 202V203H70ZM75 202H77V201H75ZM211 202H212V204H211ZM216 202V203H215ZM226 202V203H225ZM255 202L257 203V204H255ZM224 203V204H223ZM229 203V204H228ZM71 204V205H70ZM207 204H206V206H207ZM217 204V205H216ZM259 204V205H258ZM22 205V204H21ZM142 205H144L143 207H142ZM193 205V206H192ZM220 205H222V207H220ZM254 205V206H253ZM256 205H257V207H256ZM261 205V206H260ZM151 206H153V204L152 205H150L149 206V208L151 209ZM165 206V205H164ZM209 206V205H208ZM219 206V207H218ZM72 207V208H71ZM146 207V209L148 210V208ZM210 207H208V209L210 208ZM260 207V208H259ZM157 208V207H156ZM184 208L186 209L185 211H184ZM210 208V209H211ZM225 208V209H224ZM138 209V210H139ZM149 209V210H150ZM152 209H154V208H152ZM76 210V209H75ZM137 210V211H138ZM155 210V209H154ZM153 210V211H154ZM157 210V209H156ZM154 211V212H151V215L150 214H148L149 216L147 217L148 218V222H150V224L152 223H154V226H156V224L155 223H157V224H159V222H158V220L157 219H159L158 218V216L156 217L157 219H155V214L157 215V213H158V215H159V211L161 210H157V211ZM188 210H190L191 211V214H190V212L188 211ZM193 210H195V206H194V208H193ZM226 210V211H225ZM67 211H68V213H67ZM145 211V210H144ZM152 211V210H151ZM162 211V210H161ZM220 211H222V212H225L224 213V219H222L221 220V217H219L220 215H218L217 213H219ZM70 212H71V214H70ZM83 212V211H82ZM195 212V213H194ZM221 212V213H222ZM228 212V213H227ZM252 212L254 213V215L252 214ZM154 213V214H153ZM187 213V214H186ZM194 213V214H193ZM197 214V215H196ZM220 214V213H219ZM71 215V216H70ZM76 215V216H75ZM78 215H80V216H82L83 215V217H80V216H78ZM153 215H154V217H153ZM218 215V217H215V216H217ZM261 215V216H260ZM73 216H75V219H73ZM79 218H78V217ZM150 216H152V217H150ZM253 216H254V221L255 222H257L255 225H257L256 227H255V230H254V232L252 231L251 233H249V231H251V229H249V227L250 226H248L249 224H251V223H246L247 221L249 222V220H251L250 218H252V220H253ZM256 216H257V218H256ZM85 217V218H84ZM199 217V216H198ZM197 217V218H198ZM214 217V218H213ZM72 218V219H71ZM83 218V219H82ZM151 218H154L153 220L151 219ZM187 218V217H186ZM191 218V219H192ZM194 218V219H195ZM202 218V217H201ZM201 218H199L198 220H201ZM217 218V219H216ZM223 218V217H222ZM79 219H81V220H79ZM150 219V220H149ZM189 218H187V220H188ZM230 219V220H229ZM260 219V220H259ZM74 220H75V222H74ZM82 220H84V221H82ZM89 220V219H88ZM157 220V221H156ZM215 220V221H214ZM82 223H81V222ZM154 221V222H153ZM183 221H185V220H183ZM194 221L195 220H192V222H188L187 224H189V223H193V225L195 226L196 224H197V226H198V223L200 222V221H197L198 223H194ZM225 221H227V220H225ZM187 222V221H186ZM75 223V224H74ZM211 223V224H210ZM214 225H213V224ZM82 224V225H81ZM88 224V223H87ZM201 224V223H200ZM199 224V225H200ZM203 224V223H202ZM207 224H209V226L207 225ZM228 224V223H227ZM231 224H233V225H231ZM239 224V225H238ZM78 225H79V227H78ZM213 225V226H212ZM77 226V227H76ZM153 226V225H152ZM186 226H188V225H186ZM193 226V227H194ZM197 226H195L196 228H194V230L195 229H198V230H196L195 232H194V234H196L197 235V233L196 232H198L199 231V228H200V232H201V227L202 226H200V227H197ZM207 226V227H206ZM212 226V227H211ZM236 226V227H235ZM244 226H245V228H244ZM248 226V227H247ZM97 227H99V226H97ZM156 227H159V225H157ZM90 228V227H89ZM205 228V229H204ZM230 228H228V230L230 229ZM249 230H248V229ZM81 229V230H80ZM83 229V230H82ZM90 229H92V228H90ZM183 229V231H185V233L184 234H186V232H187V230L188 229H186V230H184V228H182ZM215 229V230H214ZM242 229L244 230V231H242ZM247 229V230H246ZM85 230V231H84ZM105 230V229H104ZM228 230H227V232H228ZM257 230V231H256ZM89 231H93L92 233H94V234H92L91 232H89ZM96 233H95V232ZM202 231V232H203ZM207 232L208 234L210 233V232ZM242 231V232H241ZM245 231H247V232H245ZM83 232V233H82ZM87 232V233H86ZM189 232V231H188ZM85 233V234H84ZM89 233V234H88ZM203 233H205V232H203ZM202 233V234H203ZM243 233H244V237L242 236L243 235ZM84 234V235H83ZM93 236H92V235ZM96 234V235H95ZM102 234V235H101ZM194 234H191V235H189V236H191V237H193V235ZM200 234L201 233H199L198 234V236H200ZM202 234H201V237H200V241H199V238H195L194 237V239H197V241H195L193 238V240L192 241H195L196 243H194L197 247L198 246H202V248L201 247H198V248H200V250L199 251H195V250H197L196 248V246H195V249H193L192 250V252H190L191 251V247H192V245H193V242L191 241V242H188V239L187 238H185V243H186V248H188V250L190 249V251H188L189 253V257L188 258H192L191 260L189 259V262H191L192 261V263L193 264H199V261H202L201 262V264H203V262L204 261H207V262H204V264L205 263H209V264H229V263H226V261H225V263H223L222 261H224L223 259H220V257L221 258H223V255L225 254V253H222V251H227L226 249H224V250H222L223 249V245H225L228 241V239L226 238V240L224 239H222L221 241L218 239V237L215 235V236H209L208 234H203V235H205L206 236V238H205V240H206V242H205V240H204V238H203V244H205L206 245V243H210V244H207L205 247H204V245L203 244H201L202 242ZM254 234V235H253ZM95 235V236H94ZM104 235H105V232H104ZM195 235V236H196ZM87 236L88 237H91L90 239H91V241L93 242V244H96V243H101V244H97L96 245V247L98 246V248H100V249H98V248H96V252H94L95 251V249H94V251L92 252V250H91V252L89 251L90 249L88 248V246H90V245H88L87 244V242H88V240H87ZM189 236H187V237H189ZM257 236V237H256ZM166 237V236H165ZM191 237H189L190 239H191ZM216 237V238H215ZM253 237V238H252ZM93 238V239H92ZM100 238L102 239V240H100ZM167 238V237H166ZM166 238H164V240L166 239ZM207 238H208V241H207ZM243 238H244V242H243ZM247 238V239H246ZM95 239V240H94ZM98 239V240H97ZM105 239V238H104ZM187 239V240H186ZM221 239V238H220ZM86 240V241H85ZM183 240H184V238H183ZM236 240V239H235ZM236 240V241H237ZM166 241V240H165ZM164 241V242H165ZM189 243V245H188V243ZM218 241V242H217ZM243 242V244H242V242ZM164 242H162V244H166V245H168V243L170 244V242L172 243H176V241L174 240H171L170 242H166V243H164ZM184 242V241H183ZM198 242V243H197ZM212 242V243H211ZM223 242H224V244H223ZM201 245H200V244ZM218 243V244H217ZM231 243H233V242H231ZM247 243V245H245ZM258 243V244H257ZM161 244V243H160ZM177 244V243H176ZM179 244V243H178ZM178 244L177 245H175V247H173L172 246V244H171V246H172V250H170L171 248H169V250H168V252L170 251V253H171V251H173V253H176L175 254V256L177 255V253H181L182 254V256L184 255V257H185V254H183L182 253V250H181V247L180 246H178ZM190 244H192L191 246H190ZM220 244V245H219ZM234 244V243H233ZM262 244V245H261ZM190 246V247H188V246ZM213 245V246H212ZM227 245V244H226ZM226 245H225V247L224 248H226ZM241 245H243V246H241ZM94 247H95V245H93ZM92 246V247H93ZM161 246V245H160ZM170 246V247H171ZM177 246V247H176ZM193 246V247H194ZM212 246V247H211ZM241 246V247H240ZM257 247V250H256V247ZM163 247V246H162ZM166 248H167V246H165ZM180 247V248H179ZM185 247V246H184ZM184 247H182V248H184ZM214 247H216V248H214ZM243 247V248H242ZM260 247V248H259ZM159 248V247H158ZM164 248V247H163ZM179 248V249H178ZM205 248V249H204ZM221 248V253H217V252H220V249ZM89 249V250H88ZM218 249V251H216ZM241 249H244V251H241ZM158 250V249H157ZM161 250H162V248H161ZM160 249L158 250V251H161ZM165 250V249H164ZM164 250H162V255H163V253L165 252V256H166V252H167V249H166V251H164ZM187 250V249H186ZM204 250V251H203ZM215 250V252L213 253L212 251H214ZM259 250V251H258ZM89 251V252H88ZM164 251V252H163ZM175 251V252H174ZM180 251V252H179ZM203 251V252H202ZM258 251V252H257ZM262 251V252H261ZM199 252H201V253H203V254H201V253H199ZM228 252H230V250H228ZM251 252V253H250ZM252 252H253V254H252ZM256 252H257V254H256ZM90 253H92V254H90ZM96 255H95V254ZM191 253V254H190ZM195 253V254H194ZM198 253V254H197ZM261 253V254H260ZM94 254V255H93ZM160 254V253H159ZM172 254V253H171ZM171 254H168L167 256H168V258H167V256H166V260H168L167 262H169L170 260H169V257L171 258ZM192 254H193V256H192ZM211 254H213V256L211 255ZM217 254V255H216ZM246 254V255H245ZM197 255V256H196ZM200 255V256H199ZM202 255H204L203 257H202ZM219 255V256H218ZM2 256H6V257H8L7 255H2ZM107 256H109V255H107ZM161 256V255H160ZM209 256H211L210 258H209ZM217 256V257H216ZM226 255H224V257H225ZM261 256V257H260ZM213 257V258H212ZM215 257V258H214ZM257 257V258H256ZM259 257V258H258ZM162 258V257H161ZM163 258H164V256H163ZM197 258V259H196ZM199 258V259H198ZM203 258V259H202ZM212 258V259H211ZM227 258V259H226ZM226 258H224L225 260H228V257H226ZM253 258V259H252ZM262 258V259H261ZM89 259V260H88ZM96 259H95V261H94V263H97V264H101L102 262H101V260H100V262L98 263V262H96ZM103 259V260H104ZM194 259H196V260H194ZM201 259V260H200ZM207 259H209V260H207ZM86 260V261H85ZM92 260V261H93ZM102 260V261H103ZM162 260V259H161ZM194 260V261H193ZM213 260V261H212ZM215 260H217L216 262H215ZM220 260V261H219ZM249 260V261H248ZM106 261H108V258L107 259H105V263H107ZM163 261H165V260H163ZM162 261V263H165L166 264V262H163ZM248 261V262H247ZM257 261V262H256ZM259 261V262H258ZM84 262H86V263H84ZM88 262V263H87ZM104 262V261H103ZM247 262V263H246ZM94 263H92V264H94ZM108 264V263H107Z\"/></svg>",
  "mask_w": 264,
  "mask_h": 264
},
{
  "label": "crops",
  "instance_id": "crops-1",
  "mask_svg": "<svg viewBox=\"0 0 264 264\" xmlns=\"http://www.w3.org/2000/svg\"><path fill=\"white\" fill-rule=\"evenodd\" d=\"M1 1L6 0H0V3ZM259 26L255 34L257 37H264V24ZM0 40L6 43L8 51L14 58L22 61L21 71L28 78L34 80L42 73L49 74L50 61L47 55L41 49H36L30 55L33 43L28 32L20 28L1 6ZM224 46L217 42H209L206 47L211 50L209 58L212 61L201 56L207 63L218 67L223 64L222 53L226 50H223ZM26 57L27 59H24ZM186 57L188 58V55ZM186 63L187 60L180 56L174 70V79L180 83L186 81L194 85L198 83V94L203 95V98H200L204 99L207 107L208 100L217 98L218 103L222 101L220 114L224 104L229 103L231 110L235 111L234 114L246 120L256 114L264 104V79L260 82L262 91L252 97L249 92L245 93L229 85L227 81L207 83L202 81V77L197 78L195 75L189 78ZM19 206L21 208L17 209ZM0 236L4 239L6 250L12 256L13 264H76L80 259L72 226L58 211L54 201L44 194L23 201L22 198L13 196L9 184L0 185ZM9 263L8 257L0 255V264Z\"/></svg>",
  "mask_w": 264,
  "mask_h": 264
}]
</instances>
